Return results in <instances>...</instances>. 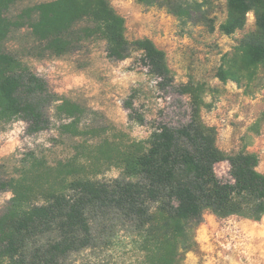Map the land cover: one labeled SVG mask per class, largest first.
<instances>
[{
    "label": "trees",
    "instance_id": "trees-1",
    "mask_svg": "<svg viewBox=\"0 0 264 264\" xmlns=\"http://www.w3.org/2000/svg\"><path fill=\"white\" fill-rule=\"evenodd\" d=\"M164 6L181 25L202 17V4L186 0H139ZM225 35L240 31L252 13L255 27L224 54L217 70L221 82H238L264 66V0H225ZM16 0H0V123L21 119L26 133L49 127V110L72 119L61 126L77 130L83 111L60 99L48 83L5 49L12 29H29L34 49L55 57L66 55L91 39L105 43L106 57L123 61L139 52L148 74L160 89L174 88L165 52L147 38L128 41L125 20L108 0H54L7 12ZM78 27V29H75ZM190 97L188 120L178 126L159 124L148 140L133 143L118 157V177L99 181L77 174L70 162L60 165L50 182L38 189L16 179H0V192L12 197L0 211V264H67L85 249L107 243L122 232L142 253L140 264H180L190 248V231L209 211L219 218L238 216L259 220L264 215V172L256 154L240 150L226 155L216 145V129L201 118V92L177 89ZM128 118H144L126 102ZM226 161L228 179L215 173Z\"/></svg>",
    "mask_w": 264,
    "mask_h": 264
},
{
    "label": "rangeland",
    "instance_id": "rangeland-1",
    "mask_svg": "<svg viewBox=\"0 0 264 264\" xmlns=\"http://www.w3.org/2000/svg\"><path fill=\"white\" fill-rule=\"evenodd\" d=\"M54 0H16L7 12L13 18L22 9ZM125 20L128 41L147 38L165 52L174 76V88L162 90L148 74L140 53L123 61L107 59L100 39L84 42L61 57L34 49L27 27L12 29L5 49L43 78L60 99L81 108L77 130L61 126L72 119L49 110V127L26 133V123H0V179H16L38 189L53 179L55 169L70 162L77 174L99 181L119 176L118 157L133 143L148 140L159 124L178 126L188 120L189 95L177 89L189 86L201 92L203 122L216 129V145L226 155L240 150L257 155L264 172V66L242 74L238 82H221L217 70L224 54L255 27L248 13L240 31L225 35L219 25L226 19L225 0H186L202 4V17L181 25L164 6L139 0H108ZM78 29V27H75ZM144 118L129 120L125 103ZM215 173L228 179L226 161ZM12 197L0 192V211ZM190 248L180 264H264V215L257 221L238 216L219 218L205 211L202 222L190 231ZM142 253L133 238L120 232L107 243L73 254L67 264H140Z\"/></svg>",
    "mask_w": 264,
    "mask_h": 264
}]
</instances>
